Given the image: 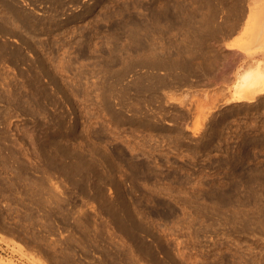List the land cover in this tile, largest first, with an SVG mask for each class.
I'll return each mask as SVG.
<instances>
[{
  "label": "rangeland",
  "instance_id": "obj_1",
  "mask_svg": "<svg viewBox=\"0 0 264 264\" xmlns=\"http://www.w3.org/2000/svg\"><path fill=\"white\" fill-rule=\"evenodd\" d=\"M254 63L264 0H0V264H264Z\"/></svg>",
  "mask_w": 264,
  "mask_h": 264
},
{
  "label": "bare ground",
  "instance_id": "obj_2",
  "mask_svg": "<svg viewBox=\"0 0 264 264\" xmlns=\"http://www.w3.org/2000/svg\"><path fill=\"white\" fill-rule=\"evenodd\" d=\"M256 28L257 27H255V29ZM262 66L263 65H260L259 63H256L255 66L254 63V68L246 70L240 75L237 82L233 85V100H251L254 95L264 93V67Z\"/></svg>",
  "mask_w": 264,
  "mask_h": 264
}]
</instances>
